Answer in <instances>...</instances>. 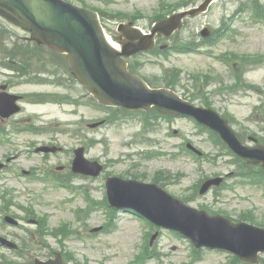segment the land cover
<instances>
[{
	"label": "rangeland",
	"instance_id": "rangeland-1",
	"mask_svg": "<svg viewBox=\"0 0 264 264\" xmlns=\"http://www.w3.org/2000/svg\"><path fill=\"white\" fill-rule=\"evenodd\" d=\"M69 1L80 7L84 2L86 6L97 9L107 36L114 44L121 45L122 35L117 32L120 23H131L147 33L157 19L172 12L194 8L204 0ZM252 2L261 3L264 9V0H214L205 14L184 19L180 31L169 39L157 41L160 46L166 47L189 43L194 46L201 42L203 31L211 34L222 27L231 29L226 37L213 46L204 48L202 52L170 53L165 59L147 53L132 58L131 61L137 62L135 67L139 68V75L151 87L171 88L181 99L194 106L208 107L228 119L229 127L248 147H255L258 141L264 142V25L250 23ZM178 5L181 6L177 8ZM239 8L244 13H239ZM23 36L27 35L0 19V86L7 81L13 82L15 86L8 89L9 93L30 89L54 91L50 93L54 95L62 93L76 96L82 93L79 85L68 74L63 77L67 72L63 56L35 47L32 43H24L19 40ZM27 46L32 47L29 59L19 56L20 62L27 63L26 66L8 62L11 48H19L23 53L22 48ZM227 59L234 64L232 67L224 63ZM46 62L52 63L51 69L57 71L56 78L63 81L64 85L53 86L54 79L47 76L42 78L49 83L38 86L21 85L19 82L15 84L21 77L44 74L40 71ZM27 109L37 113L39 121L47 117L46 120L61 124L83 122L82 136L67 135L57 138V144L62 146L66 154L57 158L50 157L48 162L49 166L62 170L56 172L69 180L72 189L29 184L22 180H12L8 175L0 178V208L7 216L18 221L22 228H3L0 236L16 242L18 238L15 236L33 234L32 242L36 241L34 237L42 240L48 249H36V241L24 250L33 259L45 261L61 252L69 264H134L144 242L156 230L149 234V229L137 217L120 212L110 219L107 232L102 229L92 232L93 229L106 225L109 219L107 210L103 207L105 181L108 177L137 179L144 183H153L156 176L160 179L165 177L162 178L166 184L164 189L169 194L176 198L191 199L195 195V184L202 178L234 171L226 157L212 160L211 157L217 154L218 148L210 142L209 135L201 134L190 120L172 117L170 121H166L163 118H152L143 131L136 115L131 118L116 114L118 119L120 116L123 120L105 122L99 128L90 129V123L109 121L110 112L102 110L96 113L87 108L78 110L52 106ZM148 111L150 115L153 114L152 109ZM32 139L34 138L27 135L14 138L12 144L6 145L3 151L0 150V161L14 156L17 151L21 154L29 148ZM187 141L210 158L197 161L188 154L179 153ZM79 147L85 149L88 160L103 165L104 171L97 179H68L67 170L70 168L72 151ZM150 152H155V155L150 157ZM173 154L177 156H172ZM33 156L27 155L25 159L21 155L14 160V164L23 170L30 166L37 167L40 161ZM227 184L216 196L208 193L189 205L194 208L206 206L226 218H244L264 228L263 190L256 186H239L235 179H229ZM148 251L151 258L143 260L142 264H238L227 253L206 250L198 255L199 260H192L190 243L166 230H158ZM11 257L10 253L0 248V264ZM254 262L264 264V254H258Z\"/></svg>",
	"mask_w": 264,
	"mask_h": 264
},
{
	"label": "water",
	"instance_id": "water-1",
	"mask_svg": "<svg viewBox=\"0 0 264 264\" xmlns=\"http://www.w3.org/2000/svg\"><path fill=\"white\" fill-rule=\"evenodd\" d=\"M211 1L206 0L198 9L158 22L150 35L144 36L135 28L120 25L119 31L127 40L121 52L106 40L96 13L89 10L62 0H0V4L17 12L27 23L24 26L33 40L58 53L66 54L72 74L101 103L128 110L146 109L153 105L162 112L193 117L218 133L220 139L238 157L251 164L264 165V149H251L242 145L226 125V121L216 113L192 107L169 91H151L142 79L126 71L123 57L150 49L156 33L170 36L181 27L184 17L203 12ZM0 14L5 15L1 10ZM7 18L18 23L11 17ZM14 100L13 97L12 101ZM11 104L4 103V109L16 112L17 107ZM83 152V149L75 151L73 172L96 177L101 166L88 163L83 158ZM219 183L220 179L206 182L200 193ZM107 193L111 206L130 208L155 225L179 232L197 248L223 249L247 262L252 261L257 253H264V229L246 223L233 224L222 217L207 216L202 211L183 205L154 185L111 178L107 181ZM40 264L61 263L57 257L55 261Z\"/></svg>",
	"mask_w": 264,
	"mask_h": 264
},
{
	"label": "trees",
	"instance_id": "trees-1",
	"mask_svg": "<svg viewBox=\"0 0 264 264\" xmlns=\"http://www.w3.org/2000/svg\"><path fill=\"white\" fill-rule=\"evenodd\" d=\"M257 11H259V13H260V14L256 15L257 17L260 18L261 16H264V14L260 10H257ZM216 141L219 142L218 140H216ZM236 170H237V176L239 178L247 177L250 179L258 180L259 182L264 184V170L263 169L248 166V165L244 164L243 162H239L237 164ZM163 185H164V183H162V186Z\"/></svg>",
	"mask_w": 264,
	"mask_h": 264
},
{
	"label": "flooded vegetation",
	"instance_id": "flooded-vegetation-1",
	"mask_svg": "<svg viewBox=\"0 0 264 264\" xmlns=\"http://www.w3.org/2000/svg\"><path fill=\"white\" fill-rule=\"evenodd\" d=\"M5 120L0 119V133L4 132Z\"/></svg>",
	"mask_w": 264,
	"mask_h": 264
},
{
	"label": "bare ground",
	"instance_id": "bare-ground-1",
	"mask_svg": "<svg viewBox=\"0 0 264 264\" xmlns=\"http://www.w3.org/2000/svg\"><path fill=\"white\" fill-rule=\"evenodd\" d=\"M106 39L111 43V45L115 48V49H119V45H116V44H114L111 40H110V38H108V36L106 35Z\"/></svg>",
	"mask_w": 264,
	"mask_h": 264
}]
</instances>
